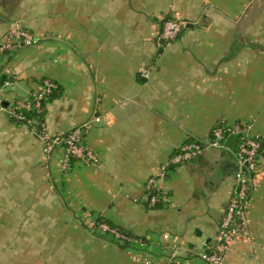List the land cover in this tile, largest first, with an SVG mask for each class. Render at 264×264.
<instances>
[{"label": "crops", "instance_id": "obj_1", "mask_svg": "<svg viewBox=\"0 0 264 264\" xmlns=\"http://www.w3.org/2000/svg\"><path fill=\"white\" fill-rule=\"evenodd\" d=\"M164 19L191 27L165 42ZM17 27L42 38L0 55V204L12 199L9 216L30 217L36 234L16 264H205L199 254L237 187L233 141L171 169L160 184L167 203L149 208L144 188L217 126L250 124L264 157V0H0V42ZM44 79L58 85L48 134L91 122L84 143L97 165L74 162L63 175L43 140L9 118ZM261 179L250 238L224 264H264ZM87 212L132 241L89 229Z\"/></svg>", "mask_w": 264, "mask_h": 264}, {"label": "built area", "instance_id": "obj_2", "mask_svg": "<svg viewBox=\"0 0 264 264\" xmlns=\"http://www.w3.org/2000/svg\"><path fill=\"white\" fill-rule=\"evenodd\" d=\"M161 25L159 38L170 43L175 41L187 26L183 20L173 19H164ZM39 42L38 36L23 29L14 28L0 42V55L14 51L18 45L33 47ZM57 90L58 86L54 81L44 79L28 98L12 102L6 108V112L13 122L28 125L31 132L43 140V155L45 157L58 156L59 170L65 175L74 162L89 166L97 165L98 159L84 143V136L90 129V123L74 127L67 133L54 136L48 134L45 110ZM28 115L32 117L28 118L30 117ZM251 131L252 126L243 123L215 127L208 141H193L181 146L178 152L173 154L145 185V192L148 195L146 203L149 208L167 203L168 196L160 184L167 178L171 169L185 165L206 150L223 148L230 137L237 138L233 152L238 167L236 172L237 187L220 219L214 242L206 246L199 254L205 264H224L231 246L240 239H248L251 235L248 213L252 194L258 186V181L264 177V164L259 159L261 144L254 139ZM99 228L102 231L111 232L112 237L119 241H132L125 235L110 230L105 225L101 224ZM144 264L152 263L144 261Z\"/></svg>", "mask_w": 264, "mask_h": 264}, {"label": "rangeland", "instance_id": "obj_3", "mask_svg": "<svg viewBox=\"0 0 264 264\" xmlns=\"http://www.w3.org/2000/svg\"><path fill=\"white\" fill-rule=\"evenodd\" d=\"M17 29H18V27H17ZM19 29L22 30V28H19ZM27 32H29V31H27ZM31 34L38 36V38L40 40L42 38L41 36H39L37 34H34V33H31ZM36 46H33V47H36ZM28 48H32V47H28ZM45 113H46V110H45ZM90 129H91V122H90ZM158 170H156V172L152 176H155L157 174ZM66 175H67V173H66ZM261 180L262 179H260L258 181V185H259ZM257 188H258V186H257ZM254 192H253V194H254ZM253 194H252V199H253ZM147 198H148V195L146 193L144 200H146ZM230 198H231V196H230ZM230 198H229V200H230ZM167 201H168V197H167ZM13 203H14V201H12V199H10L6 203L2 202L1 204H3V206H0V264H16L21 259V257L29 259L31 257V246H30L31 238L34 235H36L35 233L34 234L31 233V230H30L31 229V227H30L31 218L30 217L27 218L26 216H24V217H22V220H21V218L18 216L17 217L14 216L15 218L9 216L10 212L14 213V211L12 210V209H14V206H12ZM18 204H19V202H18ZM19 206H20V208H22L21 205H19ZM23 207H25V206H23ZM83 217H84V219H83L84 223L89 229H93V230L96 229L98 231L96 233H98V234L100 233L103 237H107L109 239L114 238V237H112L111 232L102 231L99 228V225H101V224L105 225V226H107V225L101 223L100 220L94 218L92 214L87 212V213L83 214ZM19 222H21V224H23V229L25 227L26 228L24 230L22 229L21 231L16 232L15 228H16V225L19 224ZM249 226H250V224H249ZM108 228L112 231L118 232L117 229H112L110 227H108ZM31 235H32V237H31ZM120 242H122V241H120ZM137 260H138V258H136V261Z\"/></svg>", "mask_w": 264, "mask_h": 264}, {"label": "trees", "instance_id": "obj_4", "mask_svg": "<svg viewBox=\"0 0 264 264\" xmlns=\"http://www.w3.org/2000/svg\"><path fill=\"white\" fill-rule=\"evenodd\" d=\"M57 92H58V90L56 91V93L54 94V96L52 97V99L55 97V95L57 94ZM52 99H51V100H52ZM28 116H30V115H28ZM31 117H32V116H30V117H28V118H31ZM14 123H15V122H14ZM15 124H16V123H15ZM17 125H20V124H17ZM22 125H23V124H22ZM27 126H28V125H27ZM28 128H30V127L28 126ZM254 139H256V141H258V142L261 144V151H260L259 159H260V162L264 164V157H263V154H262V152H263V143H262L261 140L255 138V137H254ZM191 142H193V141H186L185 143L182 144V146H183V145H186V144H190ZM178 150H179V149H178ZM178 150H177L175 153H177ZM175 153H174V154H175ZM72 165H73V163H72ZM117 231H119L122 235H125L127 238H129V236H128L127 233H124L123 231H121V230H119V229H118ZM126 243H127V242H126Z\"/></svg>", "mask_w": 264, "mask_h": 264}, {"label": "water", "instance_id": "obj_5", "mask_svg": "<svg viewBox=\"0 0 264 264\" xmlns=\"http://www.w3.org/2000/svg\"><path fill=\"white\" fill-rule=\"evenodd\" d=\"M190 27H191L190 24H188V25L186 26V28H190ZM229 141H233L232 144H233L234 146H231V149L234 151V150H235L236 143H237V138H236L235 136L230 137V138L226 141V144H228ZM237 169H238L237 166H234V167L232 168V171H233V175H234V176H236Z\"/></svg>", "mask_w": 264, "mask_h": 264}]
</instances>
